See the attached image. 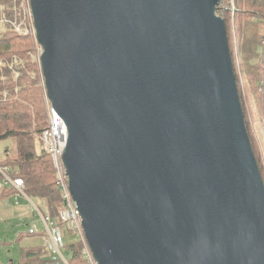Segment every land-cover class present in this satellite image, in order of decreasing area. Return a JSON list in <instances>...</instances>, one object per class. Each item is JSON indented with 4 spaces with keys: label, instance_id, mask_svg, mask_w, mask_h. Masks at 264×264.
<instances>
[{
    "label": "water",
    "instance_id": "water-1",
    "mask_svg": "<svg viewBox=\"0 0 264 264\" xmlns=\"http://www.w3.org/2000/svg\"><path fill=\"white\" fill-rule=\"evenodd\" d=\"M221 0H29L97 264H264V179Z\"/></svg>",
    "mask_w": 264,
    "mask_h": 264
},
{
    "label": "trees",
    "instance_id": "trees-1",
    "mask_svg": "<svg viewBox=\"0 0 264 264\" xmlns=\"http://www.w3.org/2000/svg\"><path fill=\"white\" fill-rule=\"evenodd\" d=\"M12 2L0 0V6ZM227 5V0H221L217 13L225 20L229 44L231 39L235 44L239 69L235 62L233 68L247 127L251 117L257 131L264 121V0H233L232 9ZM34 44L32 36L11 29L0 33V59L22 60L13 68L0 66V140L10 139L12 144L5 147L0 166L6 167L10 176L20 177L26 195L42 200L50 216L60 223L63 199L40 138L47 123V101L40 65L30 56ZM250 140L253 147L254 140ZM255 155L264 179V157L259 152ZM2 179L0 173V182ZM14 193L12 186L2 185L0 200ZM43 251V247H35L24 252L40 264ZM66 251L71 264H85L79 241L66 244Z\"/></svg>",
    "mask_w": 264,
    "mask_h": 264
},
{
    "label": "built area",
    "instance_id": "built-area-1",
    "mask_svg": "<svg viewBox=\"0 0 264 264\" xmlns=\"http://www.w3.org/2000/svg\"><path fill=\"white\" fill-rule=\"evenodd\" d=\"M227 3V6L232 9L233 0H227ZM6 29H11L19 35H28L34 38L35 44L30 52V56L33 61H37L40 65L39 56L42 52V47L36 41L29 0H13L9 5L0 6V33ZM21 62L22 60L16 57L5 61L0 59V66L7 64V66L13 68L14 65ZM46 101L47 123L41 131L40 138L42 148L50 157L56 177V184L61 191L63 207L59 210V216L64 225L62 226L57 223L48 214L46 208L42 210L39 205H36L34 201L26 195L23 190L24 183L20 177L10 176L7 172V168L0 166V173L3 177L2 185H10L15 189L16 193L25 196L30 202V209L39 214V218L43 224L42 235L45 238L44 249L50 255L49 260H42L40 264H71L70 253L66 251V244L63 241V229L78 236L76 241L81 243V253L85 260V264H97L85 240L81 219L68 190L66 171L62 161L67 129L62 118L49 105L47 99ZM15 201L17 202V196H15ZM37 231V227L33 223H30L27 228V233L35 234Z\"/></svg>",
    "mask_w": 264,
    "mask_h": 264
},
{
    "label": "rangeland",
    "instance_id": "rangeland-1",
    "mask_svg": "<svg viewBox=\"0 0 264 264\" xmlns=\"http://www.w3.org/2000/svg\"><path fill=\"white\" fill-rule=\"evenodd\" d=\"M230 44L232 62H235L236 70L238 71L239 63L236 59V49L232 39L230 40ZM253 124V118L250 117L247 129L250 132L249 134H251L250 137L255 140V133L257 131L255 129L256 126H253ZM7 146L12 147L10 139L0 140V160L3 159L4 149ZM253 148L256 153L259 152L257 145L253 144ZM1 187L2 181L0 182V189ZM15 196L18 198V202L15 201ZM28 197L44 210L45 206L42 200L33 196ZM30 223H33L39 231L43 230V224L39 219V214L36 211L32 212L30 210V202L25 196L14 193L10 196L2 197L0 200V264H37L35 258L26 255L24 251L35 247L44 248L45 238L38 233L28 234L27 228ZM77 239L78 236L76 234L68 231L63 232V241L65 244L74 242ZM40 256L41 260H49L50 258L47 251H43Z\"/></svg>",
    "mask_w": 264,
    "mask_h": 264
},
{
    "label": "crops",
    "instance_id": "crops-1",
    "mask_svg": "<svg viewBox=\"0 0 264 264\" xmlns=\"http://www.w3.org/2000/svg\"><path fill=\"white\" fill-rule=\"evenodd\" d=\"M255 142V143H254ZM254 144L257 145L259 153L264 157V121L258 127L257 132L255 133ZM18 202V198H17Z\"/></svg>",
    "mask_w": 264,
    "mask_h": 264
},
{
    "label": "bare ground",
    "instance_id": "bare-ground-1",
    "mask_svg": "<svg viewBox=\"0 0 264 264\" xmlns=\"http://www.w3.org/2000/svg\"><path fill=\"white\" fill-rule=\"evenodd\" d=\"M67 176V175H66ZM67 185H68V178H67ZM69 190V189H68ZM61 192V191H60ZM70 193V192H69ZM71 196V195H70ZM72 199V198H71ZM72 201H73V199H72ZM73 203H74V201H73ZM74 205H75V203H74ZM75 207H76V205H75ZM31 210V209H30ZM32 211V210H31ZM78 211V210H77ZM32 212H34V211H32ZM38 213V212H37ZM49 214V213H48ZM78 214H79V212H78ZM50 215V214H49ZM52 217V216H51ZM79 217H80V215H79ZM53 218V217H52ZM40 219V218H39ZM54 220H55V218H53ZM81 219V218H80ZM56 221V220H55ZM57 222V221H56ZM58 223V222H57ZM60 225H64V223L61 221V219H60V223H59ZM29 226V225H28ZM65 231H68V230H66V229H63V232H65ZM69 232V231H68ZM36 233H38V234H41L42 235V231H37ZM46 251V250H45Z\"/></svg>",
    "mask_w": 264,
    "mask_h": 264
}]
</instances>
